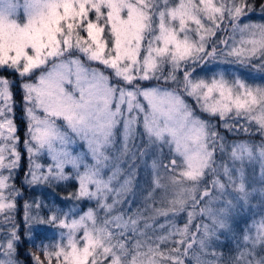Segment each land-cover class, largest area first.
Here are the masks:
<instances>
[{
    "label": "snow or ice",
    "instance_id": "snow-or-ice-1",
    "mask_svg": "<svg viewBox=\"0 0 264 264\" xmlns=\"http://www.w3.org/2000/svg\"><path fill=\"white\" fill-rule=\"evenodd\" d=\"M251 10L247 0H0V214L15 208L8 181L21 157L9 76L23 91L27 182L71 180L76 190L65 199L95 201L86 211L26 215L60 230L30 253L34 264H216L201 253L216 255L209 241L232 230L238 207L259 211L245 221L251 247L236 262L264 264V82H255L264 81V23H243ZM225 24L232 34L218 41L222 52L211 38ZM221 55L246 71L209 67ZM222 130L261 141L228 143ZM149 154L153 192L170 186L173 197L145 218L121 206L135 161ZM43 155L47 165L34 160ZM255 162L259 177L250 178L245 167ZM181 213L183 227L169 220L165 235L148 236V219ZM19 241L14 225L0 239V264H20Z\"/></svg>",
    "mask_w": 264,
    "mask_h": 264
},
{
    "label": "rangeland",
    "instance_id": "rangeland-1",
    "mask_svg": "<svg viewBox=\"0 0 264 264\" xmlns=\"http://www.w3.org/2000/svg\"><path fill=\"white\" fill-rule=\"evenodd\" d=\"M248 14L249 12H247L246 16L241 18L243 23H256V24L264 23V21L260 19L257 20L251 19ZM223 27L226 28L227 31H218L216 33V36L212 37L211 39L213 42H216V46L218 49H220L222 52H226L227 49L224 47L223 44H219L218 41L222 39H228L229 36L232 34V31H231V27L228 24H225ZM236 38L237 40L239 39V34H237ZM229 43L231 44L232 41L229 40ZM225 59L232 60L234 58L224 57L223 55L218 56L216 61L209 64V67H215L218 65L219 68L221 69H231V70L239 69L241 72L246 71L245 69L240 68L238 64L223 63ZM197 72L202 76L205 74L199 68L197 69ZM210 74L211 73H209V75ZM0 75H6V74L0 73ZM253 75H257V74L253 73ZM9 78L15 80L16 82L15 87L13 88L14 108H13L12 118L14 119V123L17 126L16 135L19 137L17 150L21 153V157L18 166L11 171V178L8 181L10 189L11 188L15 189V193L13 194V201L15 203V208L11 211H6L4 214H0V239H4L7 233L15 225V229L20 235V241L18 247L20 264H34L32 255H29V251L26 248L25 241L35 237L38 238L40 241L35 247L37 249V247L43 243L42 241L45 239V237H48L49 233H47L46 235L45 233H43L42 235H38L37 233H35L36 229L42 228L44 225L38 224L35 221H26V215L35 216L37 211H39V214L42 217L41 210H37L35 208L33 203L34 201H40L44 203L46 198L53 195L52 190L60 187L61 188L71 187L72 188L71 192H74V188L76 190V184L74 181L69 180L53 186L30 185L25 179L27 173L29 172V154L23 142L25 139H27L26 134H27L28 122H27V117L24 113L23 91L20 87V80L18 77L9 76ZM255 82L262 83L264 81H261L259 78H257ZM189 102L191 103L192 101ZM222 132L226 136L228 143H231L232 141L252 140L254 143L258 144L261 141V137L259 134L250 137L243 132L231 133L224 130H222ZM137 143H139V141H137ZM166 151L167 150H165V153ZM137 155L139 154L137 153ZM152 159L153 156L149 154L148 156L142 159H137L135 161L136 176L134 179L132 191L129 192L126 197L129 203L121 206L125 211H128L129 214L136 212V210L139 209L141 210L145 218H149L155 215L153 209L167 208L169 206L167 201L173 197V192L170 186L167 189V191L165 189H157L153 192L152 174H151ZM34 160L36 163H41L45 165L51 162L46 155L34 157ZM164 162L167 163V160L165 159ZM245 170L250 178L253 175H255V177L258 178L260 173L259 162H255L251 165H246ZM3 174L9 175V172L5 170ZM161 175L164 176L162 169H161ZM162 183L168 184V180L166 177H164ZM149 192H152L151 199H148ZM5 195L6 196L9 195L8 190L5 191ZM234 195L235 194L233 193V196ZM82 204H85L84 208ZM252 204L257 205L258 201L256 199H253ZM26 205H32V207L28 208L26 211ZM68 205H69L68 208L75 206L77 211L81 212V211H86L88 207H95V201L76 202V201L68 200ZM258 211H259L258 207H255L253 211H249L247 208L241 209L239 207L236 210H234L233 220L235 222V226L232 228V230H228V229L218 230L217 236L213 237L209 241L210 247L208 249L210 253L214 251L216 255L204 256L201 253L202 259L209 261H216V264H228V261H226L222 257L224 254L222 249L226 248V244L233 245L235 251L238 253L241 250H243L245 247H251L250 245H245L242 238V230L245 228V221L250 220L254 212H258ZM100 215L103 216V212H101ZM8 217H10V219ZM173 219L178 226L183 227L184 223L187 220V215L186 213H181L179 216L173 218L171 214H169V217L167 218L164 216H156L154 221L148 219L147 222L152 224V228L148 229V236H151L153 237V239H155V237L157 236L165 235L169 227L168 221ZM200 222H201V218L197 217L193 221V224ZM204 222L209 223L210 221L205 219ZM161 224L166 225V227L163 230L159 228V225ZM143 226H144V221L142 220L140 222V228H143ZM51 233L52 234L50 236V240H46L47 244H51L55 241H58L60 238V230L54 228L51 231ZM30 252L36 254V252H32V251ZM193 252L199 253L200 250L198 247H196L193 250ZM238 253L234 254L235 264H237L235 258L238 255ZM241 264H244V262H241Z\"/></svg>",
    "mask_w": 264,
    "mask_h": 264
},
{
    "label": "trees",
    "instance_id": "trees-1",
    "mask_svg": "<svg viewBox=\"0 0 264 264\" xmlns=\"http://www.w3.org/2000/svg\"><path fill=\"white\" fill-rule=\"evenodd\" d=\"M240 2L241 0H237V3H240ZM247 4L252 6V10L248 11L249 17L254 20L260 19L264 21V11L261 10V5L264 4V0H247ZM71 189H72L71 187H64V188L60 187V188L52 190L53 195L46 198L43 203L45 207L41 210L42 217H44L46 214H50V210L62 209L63 211H67L69 205H68V200L65 198L71 192ZM74 191H75V188H74ZM82 205L84 208L85 204H82ZM53 229H54L53 227L44 225L42 228L36 229L35 233H37L38 235H42L43 233H45L46 235L47 233H49L48 237H45V239L42 241L44 244H47L46 240H50V236L52 234L51 231ZM39 241L40 240L36 237L25 241V245H26L27 250L29 251V255H31L30 251L36 252L37 255L40 254V249L38 247L37 249L35 248L36 245L39 243ZM167 246H170V245H167ZM222 251L224 252L222 257L226 261H228V264H235L234 254L238 252L235 251L234 246L231 244H226V248H223Z\"/></svg>",
    "mask_w": 264,
    "mask_h": 264
}]
</instances>
